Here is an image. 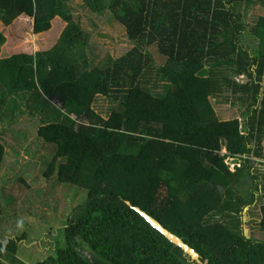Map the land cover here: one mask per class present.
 <instances>
[{"label": "trees", "instance_id": "trees-1", "mask_svg": "<svg viewBox=\"0 0 264 264\" xmlns=\"http://www.w3.org/2000/svg\"><path fill=\"white\" fill-rule=\"evenodd\" d=\"M73 1L0 0L7 25L22 15L35 18L36 33L57 15L77 23L53 49L0 58V120L7 128L37 119L40 139L56 147L47 187L69 186L67 205L55 204L67 213L53 253L37 264H198L127 201L207 264H264V241L248 239L242 223L255 193L250 200L238 190L243 175L260 178L250 159L264 140V15L252 26L244 18L264 0H85L133 44L100 64L68 57L67 49L89 41ZM5 40L0 31V45ZM225 89L249 102L244 123L217 115L211 99ZM100 96L114 102L108 118L94 108ZM6 151L0 142V177ZM231 156L243 159L235 172L226 164ZM260 179L264 200V169ZM2 210L0 202V217ZM3 234L0 264H28L24 236L2 241Z\"/></svg>", "mask_w": 264, "mask_h": 264}, {"label": "rangeland", "instance_id": "rangeland-1", "mask_svg": "<svg viewBox=\"0 0 264 264\" xmlns=\"http://www.w3.org/2000/svg\"><path fill=\"white\" fill-rule=\"evenodd\" d=\"M85 2V0H74L71 5L74 15L80 19V24L84 28L79 34H82L84 38L88 35L89 41L87 44L78 42L73 49H67L68 57L80 64H84L86 60L90 64L92 62L100 64L108 57L119 58L130 50L133 44L123 30L112 29L106 15H99L84 6ZM260 15H264V5L258 2L250 6L244 20L252 26ZM34 26L35 18L28 15L19 16L8 25L0 22V31L6 37L5 42L0 45V58L11 57L18 53L34 54L53 49L60 43L68 28L70 31L74 30L77 23L73 19L69 21L57 15L52 20L51 28L45 32L36 33ZM252 41L250 37L245 39L246 44ZM247 79L241 77L238 82L244 83ZM239 96L241 93L234 94L231 89H225L219 96L212 98L217 115L224 119L240 117L244 123L243 112L250 104L240 100ZM55 101L61 106L57 100ZM113 104V100L109 97L100 96L95 101L94 108L98 114L108 118ZM6 121L7 118L4 121L0 120V142L7 150L6 164L0 177V202L3 206L0 233L4 232V238L1 237V240L5 241L14 237L19 239L24 236L19 243L20 255L28 264H37L53 253V250L51 251L55 241L53 237L60 234V225H63L61 222H64L67 213L63 211L59 214L55 204L59 201L58 208L61 211L63 206L67 205L69 186L58 182L59 184L53 187H47L49 181L44 174L56 155V147L40 139L38 136L40 123L37 119L24 116L7 128ZM261 143L257 150L261 155L250 159L252 173L260 178L264 169V157H261L264 156V140ZM224 152H226L225 149H223ZM241 161L242 159L238 163ZM232 162L233 159L227 157L226 164L235 172L238 168L233 169ZM53 177V184H55L57 174ZM260 178L253 180L243 175L238 184V190L248 193L250 200L255 193L254 204L243 211L242 223L243 228L251 231L252 237L255 236L264 241V232L261 230L260 222H257V219H261V208L264 203L262 192L256 189V182H260ZM72 190L76 193L73 186ZM85 195H87L86 192Z\"/></svg>", "mask_w": 264, "mask_h": 264}, {"label": "water", "instance_id": "water-1", "mask_svg": "<svg viewBox=\"0 0 264 264\" xmlns=\"http://www.w3.org/2000/svg\"><path fill=\"white\" fill-rule=\"evenodd\" d=\"M127 203L131 205L138 213H140L154 228L165 235L167 239H169L176 246L180 247L183 250L185 258L188 259L189 262L207 264L208 261H203L201 254L194 247L185 242L182 237L168 229L159 219L155 218L141 207L132 205L130 201H127ZM249 208L250 207L247 206L245 209L248 210ZM261 220L259 219L258 222ZM250 232L251 231L248 228L244 227V234L248 239L252 237Z\"/></svg>", "mask_w": 264, "mask_h": 264}, {"label": "clouds", "instance_id": "clouds-1", "mask_svg": "<svg viewBox=\"0 0 264 264\" xmlns=\"http://www.w3.org/2000/svg\"><path fill=\"white\" fill-rule=\"evenodd\" d=\"M233 118H235V117H233ZM233 118H229V119H233ZM240 118V117H239ZM222 119H224V118H222ZM229 119H224V120H229ZM225 150H226V152H224L225 154L227 153V149L225 148ZM231 158L233 159V162H232V164H236V168L235 169H237L238 167H242V164H243V159H242V161L240 162V163H238L241 159H236V158H234V157H232L231 156ZM235 160V161H234Z\"/></svg>", "mask_w": 264, "mask_h": 264}, {"label": "built area", "instance_id": "built-area-1", "mask_svg": "<svg viewBox=\"0 0 264 264\" xmlns=\"http://www.w3.org/2000/svg\"><path fill=\"white\" fill-rule=\"evenodd\" d=\"M232 168L235 169L236 168V164H232Z\"/></svg>", "mask_w": 264, "mask_h": 264}, {"label": "flooded vegetation", "instance_id": "flooded-vegetation-1", "mask_svg": "<svg viewBox=\"0 0 264 264\" xmlns=\"http://www.w3.org/2000/svg\"><path fill=\"white\" fill-rule=\"evenodd\" d=\"M245 157H247V156H245ZM263 162H264V161H263ZM261 219H262V218H261ZM261 219H260V220H261ZM257 220L259 221V219H257ZM258 221H257V222H258ZM260 222H261V221H260ZM46 258H48V256H47ZM46 258H45V259H46ZM27 263H28V262H27Z\"/></svg>", "mask_w": 264, "mask_h": 264}]
</instances>
